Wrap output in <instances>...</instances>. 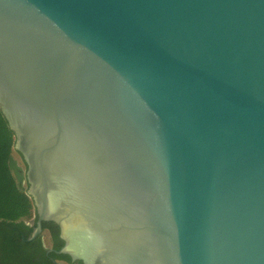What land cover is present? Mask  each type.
Instances as JSON below:
<instances>
[{"label":"water","instance_id":"obj_1","mask_svg":"<svg viewBox=\"0 0 264 264\" xmlns=\"http://www.w3.org/2000/svg\"><path fill=\"white\" fill-rule=\"evenodd\" d=\"M0 111L24 242L53 222L82 264H264V0H0Z\"/></svg>","mask_w":264,"mask_h":264},{"label":"trees","instance_id":"obj_2","mask_svg":"<svg viewBox=\"0 0 264 264\" xmlns=\"http://www.w3.org/2000/svg\"><path fill=\"white\" fill-rule=\"evenodd\" d=\"M14 142V134L0 111V231L11 232L16 228L24 230L17 236L11 234L12 236L0 244L3 249L0 260L3 264H31L22 253L16 254V249L27 246L22 241V236L24 239L28 238L32 230V226H23L18 222L24 219L36 221V213L32 200L22 187L26 179L19 165L22 164L25 170L26 165L20 153L14 150ZM14 156L19 158V163ZM42 229L49 231L54 243L58 242V227L54 223H42ZM58 258L66 260L68 264H82L80 261H70L68 256Z\"/></svg>","mask_w":264,"mask_h":264},{"label":"flooded vegetation","instance_id":"obj_3","mask_svg":"<svg viewBox=\"0 0 264 264\" xmlns=\"http://www.w3.org/2000/svg\"><path fill=\"white\" fill-rule=\"evenodd\" d=\"M18 223L22 224L23 226H29V227L32 226V230L29 232V236H30L33 229L36 227L37 215H36V221L24 219V220L19 221ZM42 223H49V222H42ZM33 224H34V226H33ZM22 231H24V230L20 229V228H16V229H14V231H11V232L0 231V244H2L6 240V238L10 237L11 234H13L14 236H17ZM44 235H47V240L49 242V246H46L44 243ZM57 239H58V242L54 243V239H53L52 235L49 233V231L42 229V232L33 241L24 242L22 240L24 243H27V246L21 248L20 250H19V248L16 249L18 252L16 254L20 255V253H22L23 257H26L27 260L31 264H68L66 260L58 258L61 256H68L65 254H59L58 253V251L64 245V242L59 237V228H58ZM2 250L3 249L0 246V259H2L1 258L2 252H3ZM70 261H72L71 258H70ZM73 262H78V261H73ZM0 264H3L1 260H0Z\"/></svg>","mask_w":264,"mask_h":264},{"label":"rangeland","instance_id":"obj_4","mask_svg":"<svg viewBox=\"0 0 264 264\" xmlns=\"http://www.w3.org/2000/svg\"><path fill=\"white\" fill-rule=\"evenodd\" d=\"M14 158H15L16 161H18V163H19V158H18L17 156H14ZM19 166H20L22 172H24V171H25L24 166H23L22 164H20ZM22 187H23L24 189H26V182H23Z\"/></svg>","mask_w":264,"mask_h":264}]
</instances>
